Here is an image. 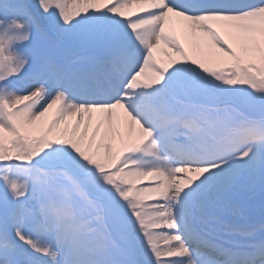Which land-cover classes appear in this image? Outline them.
<instances>
[{"label": "snow or ice", "instance_id": "snow-or-ice-1", "mask_svg": "<svg viewBox=\"0 0 264 264\" xmlns=\"http://www.w3.org/2000/svg\"><path fill=\"white\" fill-rule=\"evenodd\" d=\"M0 264H264V0H0Z\"/></svg>", "mask_w": 264, "mask_h": 264}, {"label": "rangeland", "instance_id": "rangeland-1", "mask_svg": "<svg viewBox=\"0 0 264 264\" xmlns=\"http://www.w3.org/2000/svg\"><path fill=\"white\" fill-rule=\"evenodd\" d=\"M185 41H188V40H185ZM193 46H198V44L194 40H193ZM54 112H55V106H54V108L52 110H50V112L48 114V118H51L53 116ZM235 200L240 205L241 209H242V206L244 205V206H248V207L256 206V210L257 209L260 210L259 205H256L257 203L255 202L257 200L259 201V198L257 197L256 200H252V199L249 198L248 194L246 192H244V191L238 192L237 195H235ZM243 212H244V210H243ZM257 214H260V213H257Z\"/></svg>", "mask_w": 264, "mask_h": 264}, {"label": "bare ground", "instance_id": "bare-ground-1", "mask_svg": "<svg viewBox=\"0 0 264 264\" xmlns=\"http://www.w3.org/2000/svg\"><path fill=\"white\" fill-rule=\"evenodd\" d=\"M183 39V37H182ZM194 41H196V43L198 44V46L202 45L203 43H205V41L203 40H199V39H194ZM186 44H189V46H193V40L192 41H185ZM207 43L210 45L211 42L210 41H207ZM162 57H163V53L160 54ZM48 118V117H47ZM237 195V194H236ZM257 204L256 205H259V201H255ZM253 205V204H252ZM244 215L245 216H249V217H252V218H258L259 216L255 217L257 215V213H260V210L257 209L256 210V206L254 207H250V208H244Z\"/></svg>", "mask_w": 264, "mask_h": 264}]
</instances>
